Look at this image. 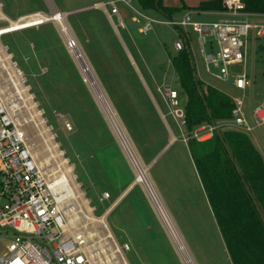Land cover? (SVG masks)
Returning <instances> with one entry per match:
<instances>
[{"label": "rangeland", "instance_id": "1", "mask_svg": "<svg viewBox=\"0 0 264 264\" xmlns=\"http://www.w3.org/2000/svg\"><path fill=\"white\" fill-rule=\"evenodd\" d=\"M105 1L50 0L53 8L55 6L62 12L71 10L63 19L71 31L72 38L76 40L94 76L108 98L140 163L146 167L147 174L163 199L165 207L168 208L171 218L174 219L182 235L181 237H183L184 243L196 264H231L213 219L214 216L209 215L208 208L204 203L206 201L201 191V183L198 177H195L187 157L185 142L182 140L186 136L182 126V117L176 112L177 109H181V106L180 104L177 106L172 105L165 93L166 89L169 88L179 89L177 77L167 60L168 54L173 55L175 53L173 43L178 38V31L176 28L163 23L169 19L166 16L154 10L141 9L135 0H131V6L136 11L154 20L151 30L141 31L143 22L135 12L124 3L116 4L122 10H126L128 14L124 22L130 35H126L124 30L116 24L118 36L138 65L143 78H145V74L138 62V55L148 63L147 67L152 73L154 81L147 80L145 87H151L155 90V95L163 112L165 111L164 108L168 111L166 120L177 138L162 158L152 162L149 160L154 157L157 146L152 148L153 150L148 147L142 150L144 132L139 128H134L135 124L133 118H131V112H127V110L130 111V106L125 104L124 94L119 91L127 88V86L128 89L132 87L124 80L125 72L115 60L123 58L124 48L122 49L120 42L117 43L115 39L109 40L106 37L105 27L97 15L95 16L98 12L90 8L93 2L105 3ZM1 2L3 3V12L11 20L32 11L45 14L49 11L48 0H1ZM105 7L109 9V6L105 5ZM180 15L173 16L179 17ZM192 18L199 21L216 19L215 16H200L199 14H192ZM261 21H264V19ZM53 24L55 25V23ZM53 24L45 23L38 28H29L3 35L0 38V45L4 48L5 55H8V60L14 63V66L23 74L24 86L27 87L28 85L29 87L27 93L31 95L32 103H35L38 116L33 119L30 112L22 107V102L15 99L6 73L1 67L0 88L8 106H11L10 104L16 105L11 109L17 121L22 125L26 142L36 162L42 165L45 160L47 161L48 164L46 163L43 170L48 178L52 177L49 176L51 172L59 169L58 163L54 159H50L51 154L48 148H50L52 141L57 146L56 151L60 153L61 158L66 160L68 166H71L74 183L78 185L82 197L87 200V204L92 208L91 215L99 217L103 215L113 198L111 197L108 201L98 200V191L101 188L97 184V178L93 176L96 164L93 160L92 162L85 160L87 153L98 152L101 146L102 149L108 153L110 152L113 166L120 167L119 165H121L122 175L124 177L127 175V181L131 180L139 190H142V188L135 183V173L137 172L135 167L129 163L117 140H115L113 132L108 127L80 75L71 51L66 50L61 35L56 25ZM259 42V40L252 37L251 33L249 34L246 46L245 72L252 80V85L246 91L244 103L258 100L260 98L259 94H264V50L257 49ZM208 44L204 46L206 52L209 51ZM189 50L196 73L205 84L212 85L227 96L241 95V92L231 86L230 80L221 81L206 72L196 36L192 32L189 34ZM241 70L240 65L229 67L231 74L238 73ZM209 72L216 74L218 70L210 65ZM116 105L119 110L121 109V115L116 111ZM60 115L69 120L72 131L66 132L62 128ZM74 119L76 122L78 120V125L72 124L71 120ZM230 127L225 126L219 129ZM261 129L250 133L249 136H255ZM47 133L51 137V141L47 140ZM77 138L81 140L79 144L76 142ZM92 138L98 141L93 146L94 141H92ZM172 156H174V160L183 165V169L177 170L176 173H172L170 167ZM103 192H108V190L104 189ZM143 194L145 195L144 192ZM72 205L74 211L80 209L78 205ZM191 205L195 209L191 208ZM78 216L79 218L76 220L77 228L86 225L89 231L93 230L92 232L97 234H93L92 239L87 240V245L91 247L90 250L93 248L95 250H106L105 254L107 255L115 251L114 255L119 264L121 259H124L123 251L121 252L123 249H120V246L123 245L122 242L113 239L96 242L105 233V229H108L106 216L103 218L106 228L100 223L88 222L80 214ZM111 218H109V221ZM167 237L165 236L169 247L159 259L161 264H181V260L169 244ZM105 254L102 253V257ZM125 258L129 264H134L130 252L125 254ZM94 261H97V259H94Z\"/></svg>", "mask_w": 264, "mask_h": 264}, {"label": "built area", "instance_id": "2", "mask_svg": "<svg viewBox=\"0 0 264 264\" xmlns=\"http://www.w3.org/2000/svg\"><path fill=\"white\" fill-rule=\"evenodd\" d=\"M117 3L127 5L142 20L141 31L151 30L154 20L136 11L131 6V0H107L103 7L109 6V14L117 16ZM222 6V10L200 12L202 16H215L213 20H194L192 14L198 12L186 11L177 18L163 22L178 31V38L173 43L174 51L185 46L189 48V34L192 32L196 36L206 72L218 80H230L231 86L241 92L240 96H229L233 104L230 119L194 129L192 137L198 141L210 138L214 130L225 126L248 134L264 129V94L250 112H246L244 107L246 91L252 85L245 72L247 40L251 33L264 47V23L252 19L254 15L244 11L241 0H222ZM53 11L50 7L46 14L32 12L11 20L3 12L0 0V38L52 23V20H44L42 15H50ZM55 11L52 17L61 15L65 19L66 14L63 15L56 8ZM22 18V22H26L18 26H24H12V21ZM61 39L67 51L77 44L74 38L68 40L61 36ZM207 43L208 52L204 48ZM210 65L218 73L209 72ZM238 65L242 70L231 74L229 67ZM17 72L23 78L24 85L23 74L19 69ZM26 88L29 90L28 85ZM165 93L172 105L179 104L175 89H166ZM176 112L183 117L181 109ZM59 119L66 132L72 131L67 118L60 115ZM48 180L47 174L32 155L22 125L15 118L0 88V264H93L94 259L80 231L64 230L67 215L54 198ZM108 197L109 194L103 192L100 199ZM120 249L128 250L127 244Z\"/></svg>", "mask_w": 264, "mask_h": 264}, {"label": "trees", "instance_id": "3", "mask_svg": "<svg viewBox=\"0 0 264 264\" xmlns=\"http://www.w3.org/2000/svg\"><path fill=\"white\" fill-rule=\"evenodd\" d=\"M135 1L141 9L154 10L167 18H172L182 9H223L222 0H203L192 8L168 7L163 5L162 0ZM241 2L245 12L264 15V0ZM167 56L179 86L175 91L183 112L182 126L188 153L229 261L231 264H264L262 155L248 133L233 128L214 130L210 138L201 141L192 137V132L200 125H214L230 119L233 104L229 96L198 77L187 46ZM152 91L156 97L155 90ZM116 111L121 115V109Z\"/></svg>", "mask_w": 264, "mask_h": 264}, {"label": "crops", "instance_id": "4", "mask_svg": "<svg viewBox=\"0 0 264 264\" xmlns=\"http://www.w3.org/2000/svg\"><path fill=\"white\" fill-rule=\"evenodd\" d=\"M201 1L203 0H162V3L163 5L168 7L181 8L182 6H186L187 8H192L197 6ZM48 3L50 5V6L48 5V8L50 7L53 8L50 0H48ZM103 3L104 2H93L92 5L90 4L91 5L90 8L95 9L98 12L95 14V16L97 15L98 19L105 27L106 37H108L109 40L115 39V42L117 43L120 42L122 45V49L124 48L123 50L125 51L124 52L125 54H123V58H117L115 60L116 62H118V65L122 68V70H124L125 72L124 80L128 83V85H131L132 87L128 89V86L126 85L127 88H124L119 91H121L124 94L123 96L125 97L126 100L125 104L130 106V111L127 110V112H131L132 115L131 118H133V122L135 124L134 128H139L144 132V136L142 138V143H143L142 150H144L145 147H148L149 149L151 148L150 150H153L152 148L157 146L154 157L149 160L155 162L156 160L162 158L166 154V152L171 148V145L175 142L177 138L173 134L172 129L170 128L168 121L166 120L168 111L165 109V111L163 112V109L161 108L159 101L154 96L150 88L145 87L146 86L145 82H147V80H150L151 82L154 81V77L152 73L148 70L147 67L148 63L145 62L138 55V59H139L138 62L145 74V78H143L140 73V69L138 65L130 55L123 41L118 36L116 30V24L124 30L126 35H129L128 28L126 27V24L124 22V20L128 15L126 10H122L117 6L118 15L112 16L109 14V9L103 7ZM57 10L64 14H69L71 12V10L65 12H62L59 9ZM187 10L188 9H182L173 15H180L183 11L186 12ZM192 11L198 12L200 16H202L200 12H207L201 10L200 11L192 10ZM32 12H39V11H32ZM172 17L177 18L174 16ZM61 19L65 23L64 19L63 18ZM252 19L264 23V21H261L262 19H264V15H254ZM119 21L121 22V25H119ZM132 46L134 47V44H132ZM257 48L264 50L262 42H260V44H257ZM256 94L258 95V93ZM259 95L260 97L262 96L261 94ZM256 101L257 100L255 101L253 100L252 102L247 101L244 104L246 112H250L252 106L255 104ZM74 120H71L72 124L78 125V120L77 122L76 120L75 121ZM182 136L184 135L182 134ZM251 138L255 147L259 150L264 160L263 129L259 130L258 133L255 134V136L253 137L251 136ZM78 139L79 138H77L76 142H78L79 144V141L81 140ZM182 140L185 142L187 157L190 161L193 173L195 177H198L196 170L194 168V164L188 153V149L186 145V136H184ZM92 141H94L92 143V146L98 142L96 141V139L93 140V138ZM99 148L100 149L98 150L97 147L98 152L95 151L93 154L87 153L88 155L85 157V160H89L91 162L93 160V162H95L96 164L94 168V174L93 173L92 174L94 178H97L96 180L97 184H99L101 188V190L98 191L99 193L98 200L101 201L100 197L104 189L108 190L107 193L109 194L108 199H104V200L108 201L111 199V197L113 198L103 213V215L106 216V221L108 220L107 225H108V230L112 234L111 239L117 242H122V244H127L128 250L125 251L121 250V252L123 251L124 260L126 261L127 264L129 263L125 258V254L129 252L133 257L134 264H161V261L159 259L161 255H163V252L166 253L169 246L165 238V236L167 235H165L166 233H164L165 230L162 227L160 220L156 216L150 202L147 200L142 190H139V188H137V186H135V184L131 182V180L127 181L128 179L127 175L125 177L122 175L123 170L121 168V165H119L120 167L113 166L112 156L110 152L108 153L107 151L102 149L101 146ZM170 162H171L170 167L173 171L172 173H176L177 170L183 169L182 167L183 165H181L179 162L174 160V156L171 157ZM201 191L202 194L204 195L203 197L204 200L206 201L204 203L208 208L209 215L212 217L213 216L212 210L210 208L209 203L207 202L205 193L202 188ZM191 208H193V205H191ZM167 211L170 214L168 208ZM110 217L112 218L109 221ZM172 220L174 221L173 218ZM169 244L171 245L170 241Z\"/></svg>", "mask_w": 264, "mask_h": 264}, {"label": "bare ground", "instance_id": "5", "mask_svg": "<svg viewBox=\"0 0 264 264\" xmlns=\"http://www.w3.org/2000/svg\"><path fill=\"white\" fill-rule=\"evenodd\" d=\"M52 9L54 10L52 14L42 15V17H45L44 20H52V23H55L56 27L58 28L60 35L64 39L71 40L72 39L71 31L69 27L61 19L63 17L61 15L60 16L56 15L52 17L53 15L56 14L55 8ZM22 20L23 18L17 21L16 20L12 21V26H16L17 28L24 26V25L18 26L19 24L26 22V21L22 22ZM69 51H71L72 53L74 62L80 72L83 81L88 87L94 102L99 107L101 114L105 119L108 127L113 132L116 138L115 140H117L121 150L123 151L129 163L135 167L137 171L135 173V179H134L135 183H137L145 193L146 198L149 200L156 216L160 220L162 227L164 228L165 233L168 236V239L174 248L175 253L178 255L182 264H196L186 244L184 243V240L181 237V234L178 231L174 221L172 220L170 214L168 213L155 185L153 184L152 180L147 174L146 167L140 163L122 125L118 120V117L116 116L98 80L94 76L85 56L83 55L77 44L71 47ZM0 67L6 73L7 80L10 84L15 99L22 102L23 104L22 107H25L26 110L30 112L32 118L35 119V117L38 116L35 110V103H32L31 95L27 93V88L22 84L23 78L17 72L14 63H11L8 60V55H5L4 48L1 45H0ZM10 105H11L9 106L10 108H14L16 106L13 104ZM45 131L48 132L46 129ZM46 137H48L47 139L48 141H51V137H49L48 133ZM50 144L51 146L50 148H48V151L51 154L50 159H54L55 162L58 163L59 169L64 168L63 170L58 169L56 171L51 172L49 176L52 177L48 178L49 179L48 184L54 198L61 205V207L63 208L64 212L67 215V224H64L63 228L66 232L67 229L72 232L74 230H79L82 236L84 237L86 243L88 244L87 240L92 239V236L94 234L92 232L93 230L89 231L86 225L77 228L76 220H78L79 218L78 215L80 214L88 222H95V223L97 222L102 224L103 227H105V223L103 219L104 215H101L99 217H94L91 215L92 208L87 204V200L82 197V193L78 190V185L74 183V176L71 173V166L70 165L68 166L66 164V160L62 159L60 153L56 151L57 146L53 144L52 141ZM46 163L47 161L45 160L42 165L40 164L39 165L44 169L46 167ZM72 204H75V206L78 205L80 209L74 211ZM105 230H106L105 233L96 242L112 238L111 232L108 229ZM86 248L89 250L88 252L91 254V258L97 259V261H94L93 264H118L116 257L114 255L115 251H112L111 254L107 255L105 254L106 250L104 251L95 250L94 248L90 250L91 248L90 246ZM102 253L105 254L104 257H102L101 255ZM119 264H127V263L122 258Z\"/></svg>", "mask_w": 264, "mask_h": 264}]
</instances>
